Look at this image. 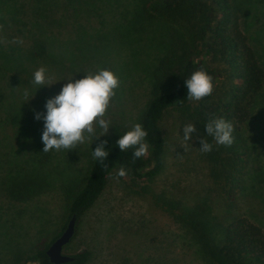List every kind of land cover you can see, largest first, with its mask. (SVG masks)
<instances>
[{
  "label": "trees",
  "instance_id": "obj_1",
  "mask_svg": "<svg viewBox=\"0 0 264 264\" xmlns=\"http://www.w3.org/2000/svg\"><path fill=\"white\" fill-rule=\"evenodd\" d=\"M208 56L231 72V87L222 96ZM41 66L53 75L70 71L75 80L107 68L121 81V98L146 86L139 123L148 132L149 151L137 160L134 149L122 152L116 141L127 130L113 125L107 167L90 152L85 178L62 180L67 214L61 229L49 242L14 244L15 264H55L47 254L50 244L75 213L77 230L121 166L145 181L146 191L156 189L168 169L180 171L151 198L182 228L181 245L136 230L156 264H264V0H0V240L10 238L16 225L30 224L23 214L51 189L59 172L54 160L66 154L43 152L44 120L35 113L46 114V108L37 103L56 90L32 83ZM201 66L213 77V93L189 100L186 79ZM25 89L29 99L34 96L27 102ZM169 110L196 126L190 141L178 147L182 152L168 153L161 123ZM209 114L233 124L231 146L207 136ZM204 137L213 144L206 154L199 150ZM48 219L38 218L36 237L48 230ZM72 256L65 264H89L93 250Z\"/></svg>",
  "mask_w": 264,
  "mask_h": 264
},
{
  "label": "rangeland",
  "instance_id": "obj_2",
  "mask_svg": "<svg viewBox=\"0 0 264 264\" xmlns=\"http://www.w3.org/2000/svg\"><path fill=\"white\" fill-rule=\"evenodd\" d=\"M210 66L216 69L218 73L217 96H222L231 87L232 77L227 65L211 56L207 57ZM50 82L49 87L56 90L51 98L59 94L63 85L68 82L67 78L75 75L70 71H63L61 75H53L47 72ZM85 75V74H84ZM83 76L78 75V79ZM149 97V90L146 86L135 88L122 98L115 96L107 111L105 119L110 120V128L107 134L95 140V137L87 139L84 144L77 146L72 150L61 149L66 152L65 155L59 154L60 158L54 160L57 165V180L50 187L51 189L37 197L31 203L27 211L23 214L24 218L30 221L29 225L22 228L18 225L10 232L9 236H1L0 240V264H15L16 250L14 244L32 242H49L54 235L61 229L67 214V203L63 192L62 180L70 183L71 181H82L85 178L89 168V154L104 140H109L113 135V127L121 125V129L130 130L135 123H139V118L145 108ZM40 100L37 104L45 105L47 100ZM263 125V121L259 118ZM252 125L253 134L258 130V123ZM191 123L184 114L177 110H169L165 113L162 120V127L168 141V153L178 151L182 144L184 131L183 125ZM114 125V126H113ZM103 130L96 127V133L99 135ZM87 135V134H86ZM181 143L180 145H178ZM62 158V159H61ZM185 161L181 157V162ZM115 170L108 179L106 189L99 197L95 205L82 216L73 240L66 245L65 252L69 254L77 253L83 249L93 250V256L89 264H156L154 254L146 252L145 246L140 242L136 230L145 229L146 233H153L159 239L168 237L177 245H181L179 240L183 230L172 219V217L162 208L154 206L151 193L162 188L165 182L174 180L179 172L176 167L167 170L164 177L157 179V187L143 188L145 181L134 179L132 174L127 171V175L117 178ZM53 173V172H52ZM55 173H53V176ZM61 182V183H60ZM1 201H8L2 198ZM43 215L49 218L50 227L44 231V234L36 237L38 218ZM21 219V217H19ZM1 231H6L2 228ZM134 232L136 235H134ZM25 237H23V235ZM141 236V235H140ZM21 237V238H20ZM40 238V239H38ZM10 242V243H9ZM19 264H22L20 262ZM27 264H36L28 262Z\"/></svg>",
  "mask_w": 264,
  "mask_h": 264
},
{
  "label": "clouds",
  "instance_id": "obj_3",
  "mask_svg": "<svg viewBox=\"0 0 264 264\" xmlns=\"http://www.w3.org/2000/svg\"><path fill=\"white\" fill-rule=\"evenodd\" d=\"M47 72L45 66L39 67L33 74L32 83L41 86L52 85ZM67 80L59 94L47 100L46 114L35 113L36 120H44L43 152L53 149L70 151L84 144L87 139L95 137L97 140L109 131L111 122L105 119V116L112 99L116 96V89L120 87L119 77L113 71L102 68L95 73L86 72L81 79L73 80L72 76ZM186 87L188 99L200 101L213 93V77L201 66L186 79ZM23 96L26 102L34 97L29 99L28 89L24 90ZM209 116L205 124L207 136L212 137L217 145L231 146L234 143L233 124L224 118L215 117L212 114ZM96 127L103 130L99 135L96 133ZM183 131V139L190 141L192 134L196 131L195 123L184 124ZM147 136L148 132L144 126L141 123H135L130 130L121 135L116 144L122 152L130 148L134 149L133 159L137 160L148 154ZM107 143V140L102 141L92 151L93 159L98 160L105 167H107L105 161L109 155L108 150L105 149ZM199 150L201 153H210L213 150V144L209 143L205 137L200 138ZM115 175L117 178L124 177L127 175V170L121 166Z\"/></svg>",
  "mask_w": 264,
  "mask_h": 264
},
{
  "label": "water",
  "instance_id": "obj_4",
  "mask_svg": "<svg viewBox=\"0 0 264 264\" xmlns=\"http://www.w3.org/2000/svg\"><path fill=\"white\" fill-rule=\"evenodd\" d=\"M78 215L75 213L70 218L67 227L48 247L47 254L55 264H65L75 259L72 254L65 252V247L69 244L76 232Z\"/></svg>",
  "mask_w": 264,
  "mask_h": 264
}]
</instances>
